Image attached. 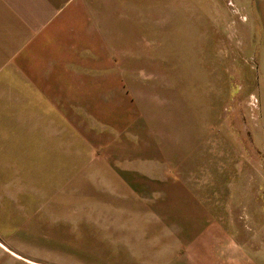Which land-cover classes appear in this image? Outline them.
<instances>
[{"label":"rangeland","instance_id":"1","mask_svg":"<svg viewBox=\"0 0 264 264\" xmlns=\"http://www.w3.org/2000/svg\"><path fill=\"white\" fill-rule=\"evenodd\" d=\"M141 1L114 9L128 87L97 89L98 104L66 105L64 120L58 106L48 121L35 114L42 105L24 104L10 126L0 117V242L40 257L53 247L41 237L76 226L88 254L76 264H104L105 251L130 264L169 258L171 220L154 209L189 193L264 264V77L251 0Z\"/></svg>","mask_w":264,"mask_h":264},{"label":"crops","instance_id":"2","mask_svg":"<svg viewBox=\"0 0 264 264\" xmlns=\"http://www.w3.org/2000/svg\"><path fill=\"white\" fill-rule=\"evenodd\" d=\"M144 7L141 0H0V105L10 111L0 117L10 126L18 104H24L42 105L46 109L35 114L48 121L51 106H58L54 111L64 120L66 105L98 104L97 89L109 88L113 95L115 88L128 87L123 82L131 71L130 55L126 46L115 45L128 38L115 26L114 9ZM250 10L260 46L254 67L264 77V0H251ZM258 105L264 114V103ZM46 134L49 139L50 131ZM54 134L64 135L65 129ZM159 200L165 201L166 213H156L155 205L154 215L170 217L171 255L142 264H262L230 241L227 226L210 220L211 211L194 195L169 194ZM57 232L71 234L67 238L73 242L58 240L64 235L51 241L41 237L42 244L53 247L40 257H25L12 243L0 242L5 247L0 246V264H76L88 255L80 236L76 240V226ZM101 255L104 264H130L124 253ZM89 256L97 262L95 255Z\"/></svg>","mask_w":264,"mask_h":264}]
</instances>
